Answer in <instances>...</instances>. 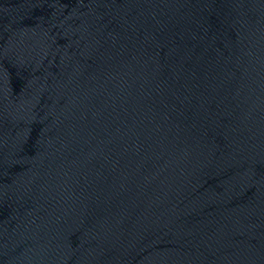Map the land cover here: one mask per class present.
<instances>
[{
  "label": "water",
  "instance_id": "water-1",
  "mask_svg": "<svg viewBox=\"0 0 264 264\" xmlns=\"http://www.w3.org/2000/svg\"><path fill=\"white\" fill-rule=\"evenodd\" d=\"M0 264H264V0H0Z\"/></svg>",
  "mask_w": 264,
  "mask_h": 264
}]
</instances>
